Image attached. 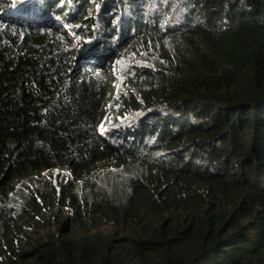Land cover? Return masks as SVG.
I'll return each instance as SVG.
<instances>
[{
	"label": "trees",
	"instance_id": "trees-1",
	"mask_svg": "<svg viewBox=\"0 0 264 264\" xmlns=\"http://www.w3.org/2000/svg\"><path fill=\"white\" fill-rule=\"evenodd\" d=\"M0 264H264V0H0Z\"/></svg>",
	"mask_w": 264,
	"mask_h": 264
},
{
	"label": "rangeland",
	"instance_id": "rangeland-1",
	"mask_svg": "<svg viewBox=\"0 0 264 264\" xmlns=\"http://www.w3.org/2000/svg\"><path fill=\"white\" fill-rule=\"evenodd\" d=\"M93 29H95V28H93ZM90 42H91V38H85V41L80 43V45H79L80 49H82V48L86 47L87 45H89ZM76 43H78L77 40H75L74 44L77 45ZM118 89H119V86L116 83H114L113 81H111L109 83V93L118 91Z\"/></svg>",
	"mask_w": 264,
	"mask_h": 264
}]
</instances>
